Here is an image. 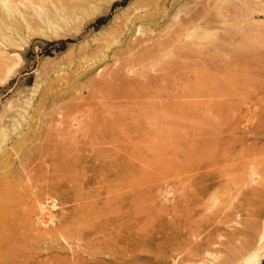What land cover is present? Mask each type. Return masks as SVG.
Here are the masks:
<instances>
[{
	"label": "rangeland",
	"instance_id": "rangeland-1",
	"mask_svg": "<svg viewBox=\"0 0 264 264\" xmlns=\"http://www.w3.org/2000/svg\"><path fill=\"white\" fill-rule=\"evenodd\" d=\"M212 137L264 153V0H0V264H264Z\"/></svg>",
	"mask_w": 264,
	"mask_h": 264
},
{
	"label": "bare ground",
	"instance_id": "bare-ground-1",
	"mask_svg": "<svg viewBox=\"0 0 264 264\" xmlns=\"http://www.w3.org/2000/svg\"><path fill=\"white\" fill-rule=\"evenodd\" d=\"M215 95H217V93L214 94L213 90H206V96L207 97H214ZM217 97L220 98L221 96L219 95ZM209 117H208V120L213 119V117H211V118H209ZM164 122H168V120L164 118V120L160 124L157 123V126L155 127V130L157 131V132L155 131L156 133L161 135L162 132L164 131L163 127L166 128V130H165L166 132H169L171 130L170 123L168 122V124H167ZM140 139H142V138H139V137L137 138V137H135V135H133V136L124 135L122 137H118L117 139H115L114 143H116L118 146H122V145H126L129 143H133L135 141L140 142ZM206 139L208 140L207 144L204 143V146L206 144V146L204 147V150H205L204 154H206V155L204 157L205 159L203 158L205 160L204 161L205 164L201 165V166L196 164L193 167L192 171L196 172V176H197V173H199L203 169L205 171V173L207 172V175L209 177H213V178H217V179L228 178L227 176L230 175L232 169L236 173L241 172L243 174L248 165H252V168H250L248 166L249 171H247V169H246V171L250 172L252 174L255 172L254 168H256L257 163H260V165L264 164V160H262L264 158V155H263L264 153L262 155H260V158L254 160V159H251V154L249 155L248 149H246L247 151L246 150L245 151L243 150V152L240 151L241 155H239L238 157L237 156L236 157H230L229 154L225 153V152H228V150H225V152H224V149L221 150L220 146H219V149H217V152L215 153V149H216L215 147L216 146H214V142L217 143L218 145H221V141H222L221 138L212 137V138H206ZM194 153L192 152L193 155H195ZM193 161H196V160H193ZM262 166L264 167V165H262ZM257 168H259L258 164H257ZM259 170H260V168H259ZM205 173H203V174H205ZM230 178H233V176L231 175ZM111 192L113 193L114 190H112Z\"/></svg>",
	"mask_w": 264,
	"mask_h": 264
}]
</instances>
